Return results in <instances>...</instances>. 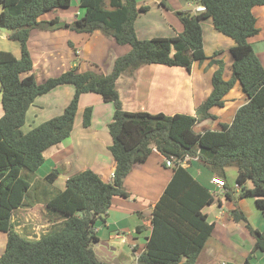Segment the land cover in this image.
Returning <instances> with one entry per match:
<instances>
[{"label":"trees","instance_id":"16d2710c","mask_svg":"<svg viewBox=\"0 0 264 264\" xmlns=\"http://www.w3.org/2000/svg\"><path fill=\"white\" fill-rule=\"evenodd\" d=\"M85 13L75 21L58 18L41 20L48 11L65 8L72 0H0V28L11 30L8 37L21 44V55L0 50V91L4 114L0 117V231L8 233L0 264H109L95 250L99 241L96 224L104 218L114 196H128L124 180L133 167L145 162L154 148L174 165V174L156 203L152 231L137 264H196L212 234L214 223L204 208L215 201V194L182 165L186 156L197 157L215 176L226 183V197L233 199L227 183L229 166H236V182L241 198L252 196L264 210V65L249 38L259 32L253 8L264 0H195L201 11L176 10L183 31L174 36L141 39L136 20L148 9L138 0H79ZM166 7L169 5L162 1ZM231 38L234 45L232 75L224 78L225 63L209 57L204 49L203 22ZM68 28L79 33L100 31L131 49L118 56L109 72L97 69L80 71L78 66L38 83L28 48L32 29ZM211 58L218 67L212 76L213 89L197 107L196 114L132 112L123 108L117 89L124 72L148 64L184 67ZM24 73H29L22 76ZM240 82L248 101L236 112L231 124L220 129L197 131L198 122L217 119L211 110L223 107L226 95ZM72 84L75 93L64 111L24 132L26 113L35 99L57 86ZM100 94L114 104L109 123L112 144L109 151L116 161L112 181H104L87 168L72 174L63 189L54 187L60 175L53 169L37 180L44 151L71 135L80 97L83 93ZM93 107L83 113L85 127L91 125ZM43 182L46 187L41 183ZM40 185V186H39ZM44 187L43 200L50 227L39 237H29L15 229L13 214L31 204L32 189ZM229 216L243 221L255 243L242 264H252L253 254L264 252V232L249 220L239 207ZM138 226V231L143 229ZM235 264V263H227Z\"/></svg>","mask_w":264,"mask_h":264},{"label":"crops","instance_id":"0c3cea01","mask_svg":"<svg viewBox=\"0 0 264 264\" xmlns=\"http://www.w3.org/2000/svg\"><path fill=\"white\" fill-rule=\"evenodd\" d=\"M75 1V5L72 0L70 6L48 11L42 14L40 19L58 18L60 21L68 23L75 21L85 13V9L80 6V1ZM162 1L169 2L168 4L173 10L201 11L197 9L202 6L191 0H138L139 5L148 7L146 11L141 12L136 20V31L139 38L150 39L157 37V34L161 32L174 36L183 31L181 20L172 18V14L167 12L170 8L162 4ZM2 9L3 4L0 2V12ZM253 12L257 17L259 32L250 37L249 41L264 65V5L255 6ZM172 19L173 21H171ZM202 25L206 54L212 57L216 51H221L216 58L224 61V78L228 80L232 75L234 58L231 48L234 41L219 32L211 20L204 21ZM0 33V50L11 51L20 57V42L8 37V33L1 29ZM108 45L111 47L109 52H107ZM28 48L34 64L30 73L35 75L38 83L59 75L72 66H78L80 71H86L91 70L92 65L99 66L101 62H104L106 67H103L104 71L101 72L107 73L111 70L114 60L131 49L130 45L119 44L114 38L100 31L79 33L68 28H34L28 39ZM217 67L218 65L212 63L211 58H208L203 62H195L190 71L179 66L148 64L134 72H124L117 81L123 108L132 112H162L169 115L196 114L197 107L213 89L212 76ZM27 74L29 73H24L22 76ZM48 93H56L60 100L57 104L59 110L51 116L53 117L64 111L75 93V86L72 84L60 85ZM43 95L38 96L30 105L26 118L30 117V114L36 117L40 110L44 109V105L38 99ZM247 101L248 96L243 92L240 82H237L226 95L225 105L212 108L211 111L218 116L217 119H204L196 124L195 129L197 131L215 130L211 126L221 128V123L231 124L237 110ZM88 106L93 107V114L91 125L85 127L83 113ZM3 114L0 91V117ZM113 115L114 104L112 102H106L97 93H83L80 97L71 135L61 143L44 151L45 160L36 171L37 180L45 178L53 169L57 168L60 170V175L54 182V187L63 189L66 180L72 174L90 168L104 181H112L116 161L109 151L112 136L108 125ZM201 124L204 126L203 129H197L196 127ZM184 166L188 167L192 175L216 196L214 203L204 208V211L209 215V221L214 223V229L201 251L197 263L202 258V264H220L219 257H225V254L228 253L227 258H232L234 255L231 254V251L234 253L240 251L237 238L241 236L238 233L245 235L246 230L245 223L234 221L227 210L239 207L254 226L263 232L264 210L258 208L254 199L248 201L245 207L237 205L231 208L230 204L226 202L229 200L226 197L227 189L223 190L212 181L215 175L206 166L196 158H191ZM173 174L174 165L168 166L165 156L154 148L149 158L145 162L135 165L126 176L124 187L128 196H114L104 218L100 219L95 227L99 242H107L115 248L113 252L116 258L115 264L117 262L119 264H137L138 257L144 251L151 235L153 209ZM61 175L62 178L59 179ZM39 183L46 187L43 182ZM44 187L33 188L31 190L32 197L29 200L32 203L16 209L13 214L16 230L18 229L20 233L29 237H35L36 234L39 237L51 225L50 220L46 217L45 204L42 202ZM229 187L232 189L233 197L236 198L235 192L240 193L239 185L235 187L229 185ZM141 225L145 227L138 231L137 228ZM119 234L122 237H119ZM216 236H221L226 244L218 240ZM242 239L243 237L239 238V240ZM7 240L8 233L0 231V255L5 250ZM233 245L236 246L234 250ZM95 250L102 254L106 253L105 249H100L98 246H95ZM107 250L112 251L109 248ZM246 256L244 252V255L241 256L242 260ZM100 257L102 258V256ZM259 257L262 259L260 264H264V252ZM242 260L237 263L228 259V261L223 260L222 264L228 262L242 264L244 261Z\"/></svg>","mask_w":264,"mask_h":264},{"label":"rangeland","instance_id":"374dc122","mask_svg":"<svg viewBox=\"0 0 264 264\" xmlns=\"http://www.w3.org/2000/svg\"><path fill=\"white\" fill-rule=\"evenodd\" d=\"M74 1V5H75V0H73ZM177 1V0H176ZM193 3H196V1L195 0H191ZM166 2V1H165ZM169 3V2H168ZM167 2H166V4L167 5H169ZM187 4H188V2H186ZM186 4V5H187ZM170 6V5H169ZM173 9L171 8V6H170V9L169 10H167V12L168 13H171L172 15H171V17L172 18H179L177 15H176V10H173ZM180 10H182V9H180ZM171 21H173V19L171 20ZM178 21H179V19H178ZM2 33V32H1ZM0 33V34H1ZM171 36L170 34H163L162 32L161 33H158L157 34V36ZM116 44V43H115ZM111 49V47H110V45H108V47H107V52H109V50ZM92 63V62H91ZM103 67H106V66H104V62H101V64L99 65V66H97L96 64H94V65H92V67H91V69H97L98 71H104V68ZM225 70V69H224ZM197 72V71H196ZM39 99V101H40V103L42 104V105H44V109H42V110H40V112L38 113V115L36 116V117H33V115L32 114H30V117H27L26 118V123H25V125H24V127H23V131L24 132H27V131H29L32 127H34L33 125H35L36 126V124H38V123H42V121H44V120H48V118L50 117L51 118V116L52 115H54V113H56V111H58L59 110V107H58V103H59V96L56 94V93H48V94H46V95H43V96H41V97H39L38 98ZM49 118V119H50ZM207 122H209V121H207ZM210 123V122H209ZM209 123H204V124H209ZM211 124H212V122H211ZM203 125L201 124V125H198L196 128L197 129H199V130H201V129H203ZM211 127H213V128H215V129H220V127L219 126H211ZM237 175V173H236V166H230L229 168H227V181H228V183H229V185H231L232 187H235L236 185H237V182H236V176ZM62 178V175L60 176V178L59 179H61ZM239 194L240 193H238V192H235V195L237 196L236 198H233V199H229L228 201L226 200V202L227 203H229L230 204V207L231 208H234V207H236L237 205H239V206H241V207H245V205H247V203H248V201H250V200H252V199H254L255 200V198L254 197H252V196H248V197H243V198H241L240 196H239ZM208 209V208H207ZM212 210V209H211ZM230 210L231 209H229V210H227L228 211V213L230 212ZM249 211V210H248ZM234 227H236V225H234ZM16 229V228H15ZM42 229V228H41ZM18 230V229H17ZM18 232H20L19 230H18ZM43 233V232H42ZM23 234V233H22ZM241 237H243V239L242 240H239V238H241V237H236L237 238V243H238V246H240V251L238 250V252L236 251L235 253L234 252H232L231 251V254H233L234 256L232 257V258H227V256H228V253H226L225 254V257H219V259L221 260L220 261V264H222V261L223 260H227L228 261V259H231L232 261H234V262H237V263H239V261L240 260H242V258H241V256H243L244 255V252H245V255H249L250 253H251V251H252V249H253V246H254V243H255V238H254V236H252L249 232H248V230L246 229L245 230V235H242V234H240V233H238ZM25 235V234H24ZM38 234H36L35 236H37ZM245 236V237H244ZM216 238L218 239V240H220L221 242H223V243H225L224 241H223V238L221 237V236H216ZM226 244V243H225ZM233 250L234 249H236V246H234L233 245ZM262 254V252L261 251H257L256 253H254L253 254V257H252V264H260V262H262V259L259 257L260 255ZM246 256V257H247ZM246 257H244L243 258V260H245V258ZM240 259V260H239ZM201 260H202V258H200V260H199V262L198 263H196V264H202L201 263ZM242 260V261H243ZM132 262V260L130 259V263ZM228 263H231V262H228Z\"/></svg>","mask_w":264,"mask_h":264},{"label":"water","instance_id":"95a60500","mask_svg":"<svg viewBox=\"0 0 264 264\" xmlns=\"http://www.w3.org/2000/svg\"><path fill=\"white\" fill-rule=\"evenodd\" d=\"M0 29L3 30L6 33H11L10 29L4 28V27L0 28ZM95 246H98V248H100V249H105L106 253H103V254L96 251V253L99 256H102L103 260H105L109 264H115V259L116 258L113 255V252L115 251V248L113 246H110V244L107 243V242L104 243V242H99V241L95 243ZM107 248H109L112 251H108V250L106 251ZM117 264H119V263L117 262Z\"/></svg>","mask_w":264,"mask_h":264},{"label":"built area","instance_id":"2783aa9c","mask_svg":"<svg viewBox=\"0 0 264 264\" xmlns=\"http://www.w3.org/2000/svg\"><path fill=\"white\" fill-rule=\"evenodd\" d=\"M204 9H205L204 6H199L197 10H204ZM191 158L192 157H190V156H186V158L181 162L182 165L184 166V164H186L188 162V160H190ZM193 158L198 159L197 157H193ZM165 161H166V164L168 166H172L174 164L171 159H168L166 157H165ZM212 181L215 184H217L220 188H222L223 190L226 189V187H225L226 186V183L224 182V179L223 178L215 176V177L212 178ZM119 237H122L121 234H119Z\"/></svg>","mask_w":264,"mask_h":264}]
</instances>
